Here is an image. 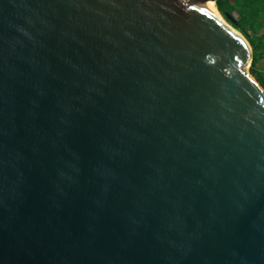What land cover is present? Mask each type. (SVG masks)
<instances>
[{
    "label": "water",
    "instance_id": "water-1",
    "mask_svg": "<svg viewBox=\"0 0 264 264\" xmlns=\"http://www.w3.org/2000/svg\"><path fill=\"white\" fill-rule=\"evenodd\" d=\"M203 0H0V264H264V89Z\"/></svg>",
    "mask_w": 264,
    "mask_h": 264
},
{
    "label": "trees",
    "instance_id": "trees-1",
    "mask_svg": "<svg viewBox=\"0 0 264 264\" xmlns=\"http://www.w3.org/2000/svg\"><path fill=\"white\" fill-rule=\"evenodd\" d=\"M216 7L231 26L249 42V73L264 89V0H216Z\"/></svg>",
    "mask_w": 264,
    "mask_h": 264
},
{
    "label": "bare ground",
    "instance_id": "bare-ground-1",
    "mask_svg": "<svg viewBox=\"0 0 264 264\" xmlns=\"http://www.w3.org/2000/svg\"><path fill=\"white\" fill-rule=\"evenodd\" d=\"M202 2H203L204 5H206V6H208L209 8H211V9H213V10L216 11V9H215V7H214L212 1H210V0H203Z\"/></svg>",
    "mask_w": 264,
    "mask_h": 264
},
{
    "label": "rangeland",
    "instance_id": "rangeland-1",
    "mask_svg": "<svg viewBox=\"0 0 264 264\" xmlns=\"http://www.w3.org/2000/svg\"><path fill=\"white\" fill-rule=\"evenodd\" d=\"M228 23V22H227ZM229 24V23H228ZM249 68V67H248ZM248 71H249V69H248Z\"/></svg>",
    "mask_w": 264,
    "mask_h": 264
}]
</instances>
